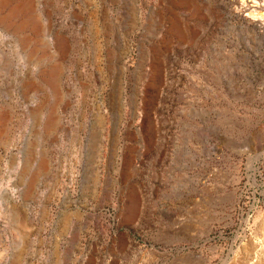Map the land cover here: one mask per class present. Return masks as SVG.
Wrapping results in <instances>:
<instances>
[{
	"label": "rangeland",
	"instance_id": "374dc122",
	"mask_svg": "<svg viewBox=\"0 0 264 264\" xmlns=\"http://www.w3.org/2000/svg\"><path fill=\"white\" fill-rule=\"evenodd\" d=\"M254 246L264 0H0V264H251Z\"/></svg>",
	"mask_w": 264,
	"mask_h": 264
},
{
	"label": "bare ground",
	"instance_id": "6f19581e",
	"mask_svg": "<svg viewBox=\"0 0 264 264\" xmlns=\"http://www.w3.org/2000/svg\"><path fill=\"white\" fill-rule=\"evenodd\" d=\"M249 251V250H248ZM252 252H251V255H257V260H255L254 262H252L251 264H258V262H259V260L261 261V256L264 254L263 252H264V248L263 247H260L259 248V246H254L253 247V249L251 250ZM262 254V255H261ZM249 256H250V254H249ZM252 257V256H251ZM249 257H246V260L243 262V263H241V264H249ZM236 263H237V261H236ZM236 263H234V264H236Z\"/></svg>",
	"mask_w": 264,
	"mask_h": 264
}]
</instances>
